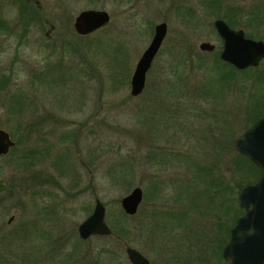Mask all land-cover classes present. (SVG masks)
I'll return each instance as SVG.
<instances>
[{
	"label": "rangeland",
	"instance_id": "1",
	"mask_svg": "<svg viewBox=\"0 0 264 264\" xmlns=\"http://www.w3.org/2000/svg\"><path fill=\"white\" fill-rule=\"evenodd\" d=\"M20 1L40 9V17L27 26L20 18ZM209 6L208 0H0V19L10 27L0 34V75L10 80L0 101L20 93L30 106L14 115L0 103V129L21 142L17 152L0 160V264H130L126 246L150 264H166L179 242L181 257L188 252L197 257L201 249L202 264L223 263L231 213L239 217L242 210L230 183L237 153L234 148L233 153L222 152L220 139L234 120L224 145L251 125L243 114L251 102H262L259 111L264 113V62L220 79L219 73L232 68L222 62L216 66L220 42L209 14L218 10ZM90 9L107 12L110 22L79 36L74 18ZM159 23L167 25L166 38L142 94L132 98L130 78ZM97 38L122 51L124 64L114 71L128 67L125 84L112 81L114 56L94 49ZM201 42L214 44L216 51L200 52ZM183 57L185 63L175 65ZM56 65L61 67L49 69ZM174 76L181 78L173 81ZM211 76L220 81L203 98L197 87ZM168 86L178 96L165 95ZM168 108L173 113L162 115ZM37 119L54 124L29 134ZM67 132L75 135V144L66 141ZM214 149L221 152L211 158ZM28 150H47L38 167L36 160L27 168L18 160ZM185 153L209 162L215 175L200 181L189 168L193 162L180 158ZM123 162L130 167L126 175L107 176L111 166ZM39 171L45 182L34 185ZM135 187L143 191V200L128 220L126 240L116 235L79 239L77 227L91 214L96 198L115 231L123 212L120 200ZM59 236L64 238L58 243L67 244L65 255L53 260L49 247Z\"/></svg>",
	"mask_w": 264,
	"mask_h": 264
},
{
	"label": "water",
	"instance_id": "2",
	"mask_svg": "<svg viewBox=\"0 0 264 264\" xmlns=\"http://www.w3.org/2000/svg\"><path fill=\"white\" fill-rule=\"evenodd\" d=\"M110 22L105 11H81L73 22V29L79 36H88ZM218 36L222 41L220 60L237 70L255 67L264 59V44L247 40L240 32H234L221 21L215 22ZM167 35V25L159 23L154 27L153 36L147 48L138 59L130 78V96L142 94L146 76ZM200 52L209 53L213 45L201 42ZM14 143L6 131L0 129V156L6 154ZM234 151L253 163L259 176L254 184L244 186L238 194V205L244 211L230 229L229 239L222 250L226 264H264V116L238 134L233 141ZM143 200L140 187L133 188L120 200L125 215L137 214ZM106 209L99 199H95L91 214L77 227L81 240L91 237H107L112 231L106 223ZM130 264H150L149 261L132 247H125Z\"/></svg>",
	"mask_w": 264,
	"mask_h": 264
},
{
	"label": "trees",
	"instance_id": "3",
	"mask_svg": "<svg viewBox=\"0 0 264 264\" xmlns=\"http://www.w3.org/2000/svg\"><path fill=\"white\" fill-rule=\"evenodd\" d=\"M20 5H22L20 7V18L22 20V23H23V26H27L29 24L30 21L34 20V18L37 16L38 18L40 17V9L37 8V7H29L28 5V2L25 1V2H21L20 1ZM36 19V18H35ZM10 31V27L2 20L0 19V34H4L6 32H9ZM98 32V31H97ZM101 33V32H100ZM21 39V37L19 38ZM95 46V50L99 51V52H102L101 54L104 55V56H107V57H110L109 54H112L114 56V58L112 59L113 60V63L111 61V69L110 72H111V79L112 81H117L118 83L120 84H125L126 81H127V77H128V70L127 68H125L124 70L125 71H122V72H117V71H114L116 69H118V66L120 65H123L124 64V60H125V57L123 56V58L121 59V53L122 51H120L119 48H112V46L110 45V43L106 42L105 40L101 39V38H97L95 40V43L94 45ZM89 45L86 47L88 50H89ZM90 50H91V47H90ZM187 60V59H186ZM221 60L219 59V57L216 58V66L219 67V64H221ZM174 63V60L173 62ZM184 64L185 63V58L183 57L182 59L179 60V62L175 63V65L177 64ZM223 63V62H222ZM225 64V63H223ZM127 65V64H126ZM172 65V64H171ZM178 65V67L180 66ZM227 66H230L232 69H230V71L228 72H221L219 73L220 75V79H227V78H232L233 77V74L234 73H237L235 72L237 69H235L234 67H232L231 65H228V64H225ZM59 67H61L60 65H56V66H53L52 68H49V69H58ZM63 67V66H62ZM48 69V70H49ZM47 70V71H48ZM246 70V69H245ZM245 70H237V71H245ZM47 71L45 73H47ZM44 73V74H45ZM173 73H175L173 71ZM211 74V73H210ZM212 75V74H211ZM178 76V74L176 75ZM264 76V75H263ZM181 77H172L171 79H173V81L175 80H179ZM258 79V78H257ZM260 80V78L258 79V81H256L255 83H258ZM63 81V79H62ZM218 77L217 78H207L206 79V82L204 84H202L201 86H198L197 89H198V94L201 96V97H206V95L208 96L209 94H211V91L214 87V85L216 83H218ZM9 77H5L4 79H2V92L6 90V88L8 87L9 85ZM170 82V80H169ZM208 84H210V86L208 87ZM57 85V84H55ZM57 87V86H56ZM163 89V88H162ZM161 88H159V90L163 91ZM172 89V90H170ZM173 90H174V86H168L167 88V92L165 93V95H169L168 97H173L175 95L178 96V94L174 91L173 93ZM156 95V94H154ZM160 96L163 97V94H161ZM186 95H182V97H185ZM132 97V96H131ZM167 97V98H168ZM134 98V97H132ZM262 102L260 101H254V102H251L250 104H248L246 106V111L243 112V114L245 113V116L247 117V123L248 124H253L255 121H257L258 119H260L261 117L264 116V113L259 111L262 107ZM2 107L10 114H16V115H22L25 110L30 107L28 105V103L26 102V97L23 96V94H16V95H13V96H9L7 98H4L2 100ZM244 111V110H243ZM255 111H257V113H254ZM170 111L169 108L167 110H165V112L163 111L162 112V115L165 113L166 114H170ZM173 113V112H172ZM244 116V117H245ZM167 120L169 121V115L166 116ZM245 117V118H246ZM164 122H165V118H164ZM168 123V122H167ZM34 123H32V128L30 129H27V132L29 134H31V132L33 131V129L35 128V124L33 125ZM237 124V121H232V124H231V131L229 130V132H227V134L233 132L234 128L233 127L234 125ZM233 127V128H232ZM20 129H18V132H19ZM226 134V136L223 134L221 135V139H223V145L221 143V151L222 152H231L233 153V147H232V144H233V136L230 137V146L228 145H224L225 143V139L226 137L228 136ZM26 135V134H25ZM233 135V134H232ZM24 136V135H23ZM225 136V137H224ZM66 141L67 140H72V137L73 135H71L70 133H66L64 135ZM206 142L209 143L210 145V141L207 140ZM21 144V142L18 140L17 143H16V146L11 150L10 153H15L18 151V148H19V145ZM213 147V146H212ZM223 149V150H222ZM47 150H43L42 152L41 151H34V150H28L27 152L25 151V153H21L18 157V155L16 154V158L18 157V160H20L22 162V165L25 166L27 168V166H31V163L32 160H39L44 158V155H45V152ZM213 152L210 153V156L212 158V156L215 158L218 156L219 153H217V149H214L212 150ZM180 158H182L183 160L187 161V162H190L192 161L193 162V165L192 167L190 166L189 168H191V170H193V175L195 174L196 177H199L200 181L204 179V177H208L209 179L212 178V175L214 176L215 175V170L216 168H212L211 164L208 162L207 163H203L201 162L200 160H198L196 158V156L194 155H188L187 153L185 154H182L180 155ZM59 160V158H57L55 160V163ZM27 162V163H26ZM30 163V164H29ZM232 163L234 164L233 166V170H231L232 173V177H234L232 180H231V187L233 186H236V192L237 194L239 193L240 189L243 188L244 186L248 185V184H251L252 183V177L255 178L256 176H258V169L257 167L251 163L246 157L240 155L237 153V159L233 160ZM119 167L118 168H115L114 166H111L109 171L107 172V176L108 177H111V178H118V177H123L124 175H126L127 173H125L126 170H130V167H128V164H125L124 162L123 163H120L118 164ZM111 173V174H110ZM111 175V176H110ZM208 178H206L208 180ZM257 178V177H256ZM239 180L238 182H233V180ZM209 182V181H207ZM210 183H214L212 180ZM235 183V185H234ZM241 211V208L239 207L238 211ZM239 213H235V214H232L231 213V228L232 226H234L235 222H236V219L235 218H238L236 217ZM241 215V214H240ZM171 216H176L175 219H177V217L179 218V216L176 214H171ZM183 216V214H181L180 218ZM131 217H128L127 215L124 214V212H121L119 211V222H118V226L115 228V231L112 232V235L111 236H107V237H100L101 239H110V237H113V236H117L119 237L121 240H126V238L128 237V232H130L128 230V228H126L127 224H128V220L130 219ZM182 219V218H181ZM158 221H157V225H158ZM119 229V230H118ZM128 230V231H127ZM95 237H98L99 236H95ZM92 238V237H91ZM80 239V238H79ZM90 239V238H89ZM88 239V240H89ZM81 240V239H80ZM88 240H81V241H88ZM182 242H179L178 244V247L175 246V251H173V254L170 258L173 259L174 261L170 262V260H167V263L166 264H202V258H201V254H202V251L201 249H198V256L197 257H193L191 252H188L187 254H184L183 257H181V254H179V250L181 248V244ZM177 244V243H176ZM177 249V250H176ZM169 261V262H168Z\"/></svg>",
	"mask_w": 264,
	"mask_h": 264
},
{
	"label": "flooded vegetation",
	"instance_id": "4",
	"mask_svg": "<svg viewBox=\"0 0 264 264\" xmlns=\"http://www.w3.org/2000/svg\"><path fill=\"white\" fill-rule=\"evenodd\" d=\"M208 2L210 5L209 7H214L218 10V12L216 14H212V15L209 14V16L214 18L213 23H212V28H213V32H214L215 36L217 37V39L220 42L219 58H220V53L222 51V41H221L220 37L218 36L217 31H216V27H215L216 21L223 22L228 27V29H230L234 32H240L243 35V37L247 40H251V41H255V42H262L264 44V0H210V1L208 0ZM213 5H215V6H213ZM184 8H186V7H184ZM187 11H192V8L187 9ZM189 14H192V13L189 12ZM167 31H168V28H167ZM208 43H210V42H208ZM210 44L213 45V50L211 52H209L208 54H212L216 51V46L212 43H210ZM263 62H264V59L260 60L257 66L248 67L246 69L258 68L262 65ZM1 77H2V75H0V92L2 93V85H1L2 79H1ZM0 103H2V101H0ZM48 117L53 119L52 115L48 116ZM38 120L39 119L36 120V123L34 122L35 128L33 129V132H35V133L39 132L44 125L49 124V123H53V121H50V119L48 121H45L44 119H41V121H38ZM8 135H9L10 140L14 143V145H13V147L9 148V150L6 154L0 156V160L2 158H4L5 156H7L11 152V150L16 146V142L12 139V137L10 136L9 133H8ZM72 135H73V137H72L71 141L75 144L76 143V137L74 134H72ZM74 137H75V139H74ZM42 162H43L42 157H41V159L36 160V162H35L36 167H38V164L42 163ZM51 163H52V161H51ZM35 173H36V175H34V178H32L34 181V185L41 183L43 181L45 182L42 171L35 172ZM258 176H259V171H258ZM258 176H257L256 180L253 181L251 184H254L257 181ZM248 185H250V184H248ZM42 211H45V210H42ZM243 213H244V211L242 210L241 215H243ZM36 214H35V216H36ZM13 220H14V217H11L10 220L8 221V223L10 224L11 222H13ZM21 228L22 227H20V226L18 227L19 230ZM230 229L228 230V239H229ZM14 233L15 232H13V235H14ZM60 238H64V236L57 237L58 240L56 242L54 241L53 245H51V247H49L50 252L48 254H50V256L52 257L53 260L55 259V257L59 258L62 255L63 256L65 255L64 248H66L67 244H65V242L64 243H61V242L58 243V241H60ZM2 239H3V237H2ZM227 241L225 242V244L227 243ZM3 242L4 241L2 240V244H3ZM222 250H223V248H222ZM222 260H223V258H222ZM221 264H226V262L223 260V263H221Z\"/></svg>",
	"mask_w": 264,
	"mask_h": 264
}]
</instances>
